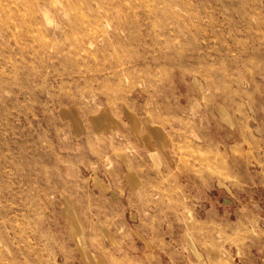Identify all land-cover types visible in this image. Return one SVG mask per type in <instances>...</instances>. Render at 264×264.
Instances as JSON below:
<instances>
[{
	"label": "rangeland",
	"instance_id": "rangeland-1",
	"mask_svg": "<svg viewBox=\"0 0 264 264\" xmlns=\"http://www.w3.org/2000/svg\"><path fill=\"white\" fill-rule=\"evenodd\" d=\"M0 264H264V0H0Z\"/></svg>",
	"mask_w": 264,
	"mask_h": 264
},
{
	"label": "crops",
	"instance_id": "crops-1",
	"mask_svg": "<svg viewBox=\"0 0 264 264\" xmlns=\"http://www.w3.org/2000/svg\"><path fill=\"white\" fill-rule=\"evenodd\" d=\"M230 131V129H229ZM155 142V141H154ZM226 143V146H227V149L230 151V153L233 154V156H235V152L232 151V148H234L235 150H238L239 149V145L243 148V144L239 143V141H236V140H231V141H228V142H225ZM156 144L155 143L154 145H152L153 147L150 148L147 146V149H150V150H147L148 153H158L161 155V157H163V162H166L168 163V160H166V156L164 155V152L165 150H163V147L160 146L159 144V148L156 147ZM243 151V149H242ZM245 151V150H244ZM101 183H104L102 180H101ZM120 181L116 178V174L115 176L113 175H109V178H107V181L105 182V189L102 191V194L104 196H106V202L107 204L109 205H115V203L117 202L116 200V193H117V186L119 185ZM118 194H120V192L118 191ZM109 224L106 223V225H102L103 228L101 230V236H102V243L103 244H108L109 242H111V240H113L114 238V235H113V230L110 229V227L108 226ZM81 227L85 228L86 227V224L85 225H82ZM84 235H85V240L86 241H91V237H92V234L89 232V231H86V228L84 229Z\"/></svg>",
	"mask_w": 264,
	"mask_h": 264
},
{
	"label": "clouds",
	"instance_id": "clouds-1",
	"mask_svg": "<svg viewBox=\"0 0 264 264\" xmlns=\"http://www.w3.org/2000/svg\"><path fill=\"white\" fill-rule=\"evenodd\" d=\"M42 16L49 27L53 26V21L48 17L47 12H42Z\"/></svg>",
	"mask_w": 264,
	"mask_h": 264
}]
</instances>
